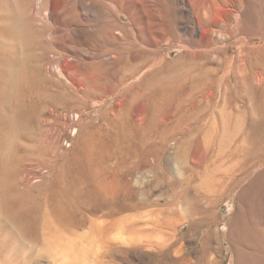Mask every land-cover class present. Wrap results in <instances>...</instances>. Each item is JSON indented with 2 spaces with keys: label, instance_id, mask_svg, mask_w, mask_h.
<instances>
[{
  "label": "rangeland",
  "instance_id": "1",
  "mask_svg": "<svg viewBox=\"0 0 264 264\" xmlns=\"http://www.w3.org/2000/svg\"><path fill=\"white\" fill-rule=\"evenodd\" d=\"M67 249L264 264V0H0V264Z\"/></svg>",
  "mask_w": 264,
  "mask_h": 264
},
{
  "label": "bare ground",
  "instance_id": "2",
  "mask_svg": "<svg viewBox=\"0 0 264 264\" xmlns=\"http://www.w3.org/2000/svg\"><path fill=\"white\" fill-rule=\"evenodd\" d=\"M216 0H213V2H215ZM239 1L240 0H238V3H239ZM242 1V0H241ZM212 4V3H211ZM217 4V3H216ZM205 5V4H204ZM203 5V6H204ZM242 5V4H241ZM205 7V9H204V12H203V14L204 15H202L203 17H202V19L200 18V20H201V24L202 23H204L203 22V20H206L205 18L207 17V14H208V7L209 6H204ZM209 15V14H208ZM229 16V15H228ZM227 18H229V17H227ZM240 19V18H239ZM219 23V22H218ZM217 23V24H218ZM243 23V22H242ZM208 26H210L209 25V23L207 24ZM216 25V24H215ZM220 25V24H219ZM196 30V29H195ZM194 30V31H195ZM203 31H204V34H203V36H202V39H201V41H211L210 39L212 38V39H214L213 38V36H214V32H215V30L214 29H210L209 27H204V29H203ZM209 35H211V36H209ZM225 36V35H224ZM263 41V40H262ZM225 45V44H224ZM110 189H111V186L109 187ZM159 225V224H158ZM124 235V234H123ZM119 238V237H118ZM162 242V241H161ZM151 247V246H150ZM139 248H140V246H139ZM82 250V249H81ZM69 252H71V254H69ZM76 252L77 251H75L74 250V252H72V251H69L68 249L66 250V252H63V255L61 256V257H59L60 258V260H59V263L58 264H81V262L84 260L85 261V259L86 258H84L83 257V255H80V256H78V255H76ZM82 252L83 251H79V253H81L82 254ZM145 252V251H144ZM86 256V255H85ZM79 259H81V260H79ZM83 261V262H84ZM91 261H93V262H91L92 264H100L99 263V261H96L95 259L94 260H91ZM90 264V263H89Z\"/></svg>",
  "mask_w": 264,
  "mask_h": 264
}]
</instances>
